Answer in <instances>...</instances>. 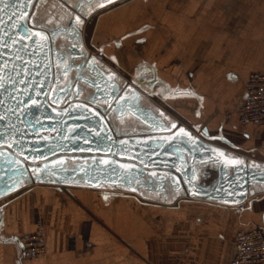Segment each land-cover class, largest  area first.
I'll return each mask as SVG.
<instances>
[{
	"label": "crops",
	"instance_id": "crops-1",
	"mask_svg": "<svg viewBox=\"0 0 264 264\" xmlns=\"http://www.w3.org/2000/svg\"><path fill=\"white\" fill-rule=\"evenodd\" d=\"M83 32L86 49L134 81L149 106L239 137L257 156L244 158L264 162V122L235 113L250 74H264V0H120ZM39 227L47 252L24 256L20 237ZM254 227L264 229V187L238 209L146 189L31 183L3 200L0 264H231L237 232Z\"/></svg>",
	"mask_w": 264,
	"mask_h": 264
},
{
	"label": "water",
	"instance_id": "water-1",
	"mask_svg": "<svg viewBox=\"0 0 264 264\" xmlns=\"http://www.w3.org/2000/svg\"><path fill=\"white\" fill-rule=\"evenodd\" d=\"M35 1L0 0V200L26 179L39 182L35 172L58 173V185L133 191L154 180L163 189L162 172L184 195L230 206L264 186V162L231 153L216 142L234 144L207 127L155 110L136 84L101 64L85 47L86 17L54 28L36 24ZM63 39L67 46H59ZM103 104L130 113L143 133L114 134ZM68 158L100 161L68 168Z\"/></svg>",
	"mask_w": 264,
	"mask_h": 264
},
{
	"label": "flooded vegetation",
	"instance_id": "flooded-vegetation-1",
	"mask_svg": "<svg viewBox=\"0 0 264 264\" xmlns=\"http://www.w3.org/2000/svg\"><path fill=\"white\" fill-rule=\"evenodd\" d=\"M120 0H92L91 2H87L86 0H36L31 11V18L34 23H42L44 25H47L49 27H57L60 25H68L70 20H73L74 22H80L83 19L86 20L91 16L94 15L98 12H100L102 9L118 2ZM55 4V7H50V4ZM101 5V6H98ZM42 14H44L42 16ZM79 18V19H77ZM84 21V20H83ZM82 23V22H81ZM60 34V33H59ZM60 38V35H59ZM62 43H59V46H67L69 43L67 42L66 39H63L61 41ZM100 102V101H98ZM105 107V116L108 119V124H110L113 128L114 134L115 133H120L122 135H127L129 137H134L136 134L143 133L145 130V126L141 124L138 120H136L130 113H125L120 111H110V108L106 105L103 104ZM222 135V133H220ZM224 136V135H223ZM228 138L233 144L234 147L230 148H240V145L235 142V140L232 138ZM230 151V150H229ZM231 152V151H230ZM100 161V158L96 159H70L68 158L67 160V166L69 167H76L79 166L80 164L83 163H88L92 164L93 162H98ZM214 175V171L212 172H207L205 175ZM35 175L37 178H41L39 182H47V183H53L55 179L54 177H58V173L56 175H53L52 173H47V172H35ZM158 176H165L166 181L163 189L157 190V181L154 180V183L152 184L151 188L150 187H145L143 185L137 186L135 184V188H137L139 191H142L143 189H146V191L151 192H157L160 194L163 198H168V197H177L178 195H184L183 189H178L176 188L171 182H170V176L167 173H158ZM66 176L63 175V177ZM149 177V176H148ZM146 176V178H148ZM80 177H78V180ZM202 180V178H201ZM203 181V180H202ZM37 182V180L33 179V182H30L28 179H26L25 184L29 183H34ZM56 184V183H54ZM60 185H69L68 184H60ZM102 186H110V185H102ZM264 187L263 185H257L254 188H262Z\"/></svg>",
	"mask_w": 264,
	"mask_h": 264
},
{
	"label": "built area",
	"instance_id": "built-area-1",
	"mask_svg": "<svg viewBox=\"0 0 264 264\" xmlns=\"http://www.w3.org/2000/svg\"><path fill=\"white\" fill-rule=\"evenodd\" d=\"M94 57L108 69L115 71L103 53L91 51ZM247 96L244 103L235 112L241 123L262 124L264 122V74L254 72L250 74L246 82ZM229 117L232 113L228 114ZM3 200H0V211ZM241 202L234 205L238 209L245 207ZM24 256L34 257L47 252L46 237L42 227L20 237ZM235 252L231 264H264V229L254 227L248 230H239L234 239Z\"/></svg>",
	"mask_w": 264,
	"mask_h": 264
},
{
	"label": "rangeland",
	"instance_id": "rangeland-1",
	"mask_svg": "<svg viewBox=\"0 0 264 264\" xmlns=\"http://www.w3.org/2000/svg\"><path fill=\"white\" fill-rule=\"evenodd\" d=\"M50 4V3H49ZM50 7H55L56 5L55 4H50L49 5ZM44 14H42V16H43ZM94 51V50H93ZM92 53V52H91ZM122 78H124V80H128L129 81V83H133V84H136L134 81H130V79L128 78L127 79V77H123L122 76ZM137 85V84H136ZM138 86V85H137ZM138 88H139V86H138ZM142 90V89H141ZM182 121V124H186L183 120H181ZM186 125H188V124H186ZM236 139L237 140H235V142L237 143V144H239V145H241L242 146V144H244V142H242V139H240L239 137H236ZM216 143H218V144H220V145H222V146H224V147H226L228 150H230L231 151V153H233V154H236V155H240V156H242V157H249V158H251V159H255V157H257V156H255V155H253L252 153H251V151L250 150H247V151H245L244 149H242L241 147L239 148V149H237V148H235V149H233V148H230L229 146H227V145H225V144H222L221 142H216ZM244 146V145H243ZM248 160V159H247ZM256 160V159H255ZM255 160H249V161H255ZM197 181H201V177H199V176H197ZM35 184L36 183H39V182H34ZM59 186H62V185H59ZM108 187H116V186H108Z\"/></svg>",
	"mask_w": 264,
	"mask_h": 264
},
{
	"label": "snow or ice",
	"instance_id": "snow-or-ice-1",
	"mask_svg": "<svg viewBox=\"0 0 264 264\" xmlns=\"http://www.w3.org/2000/svg\"><path fill=\"white\" fill-rule=\"evenodd\" d=\"M98 6H101V5H98ZM77 19H79V18H77ZM180 131H181V132H184V129H183V128H181V129H180Z\"/></svg>",
	"mask_w": 264,
	"mask_h": 264
},
{
	"label": "bare ground",
	"instance_id": "bare-ground-1",
	"mask_svg": "<svg viewBox=\"0 0 264 264\" xmlns=\"http://www.w3.org/2000/svg\"><path fill=\"white\" fill-rule=\"evenodd\" d=\"M247 160V159H246ZM248 161V160H247Z\"/></svg>",
	"mask_w": 264,
	"mask_h": 264
}]
</instances>
